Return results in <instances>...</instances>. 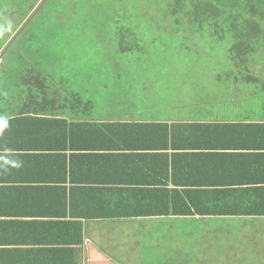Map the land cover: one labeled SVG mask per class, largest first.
Masks as SVG:
<instances>
[{
    "label": "crops",
    "instance_id": "obj_1",
    "mask_svg": "<svg viewBox=\"0 0 264 264\" xmlns=\"http://www.w3.org/2000/svg\"><path fill=\"white\" fill-rule=\"evenodd\" d=\"M1 60L0 57V67ZM18 60L13 59V63H24ZM104 60L107 62L95 63L89 59L77 64V59H53L47 63L45 71L37 73L36 79H23L24 72L12 73L10 70L4 77V71L0 69V86L3 84L6 90L0 88V264H140L135 258L134 240L133 252L122 255L116 249L114 232L118 228L135 234L136 227L143 226L131 228L130 221L170 220L177 223L187 220L163 215L72 217L69 210L72 183L87 188L97 185L117 188L127 186L133 178L138 183L144 182L143 188L157 195L163 189L177 190L187 192L194 200L218 198V202L212 201L217 208H230L233 204L238 210L248 205V193L264 185V130L257 126L264 122V111L237 107L227 112L220 105L227 106L231 101L217 100L215 95L208 96L199 91L175 94V99L166 103L177 105L168 109L149 101L141 105V100L131 96L129 89L119 94L115 88L105 91L90 88L93 85L90 74L99 75L97 84L100 85L104 72L112 69L115 73L111 72L110 78L105 80L114 79L115 84L119 83V72L123 71L120 64L112 59ZM28 63L42 65L41 61ZM85 64L105 67L95 73H89L86 68L59 67ZM11 83L16 84L15 88L12 85V90L8 89ZM71 85L74 93L91 101L89 109L80 103L72 104L66 92ZM107 86V83L101 85L102 88ZM88 88L95 100L87 93ZM236 92L240 96L239 90ZM84 119L176 127L172 134L166 131V138L164 129L148 128V138L134 140L133 144L150 147L138 149L145 154L143 162L131 159L130 163L136 168H133L134 173L132 169L126 173V167L119 166L111 155L96 157L97 151H94V157L92 153L86 155L89 161L79 158L88 154L87 145L95 143L84 142L85 137L78 132L80 128L71 126L72 122ZM84 149L85 154L81 151ZM75 154L79 155L74 157ZM122 179L126 182L122 183ZM79 191L73 195L76 213H80L78 199L83 189ZM221 192L238 197L224 200L226 195ZM148 198L154 200L155 207L164 209L163 199ZM192 219L213 218L196 215ZM260 219L264 220V217ZM130 242L125 239L124 248ZM180 249L181 244L176 245L175 256L181 253ZM174 260V264H181L179 257Z\"/></svg>",
    "mask_w": 264,
    "mask_h": 264
},
{
    "label": "rangeland",
    "instance_id": "obj_2",
    "mask_svg": "<svg viewBox=\"0 0 264 264\" xmlns=\"http://www.w3.org/2000/svg\"><path fill=\"white\" fill-rule=\"evenodd\" d=\"M131 1L46 0L32 21L26 27L18 29L10 40L12 44L4 55L7 58L4 63L11 64L18 56L28 59H77V64L88 62L89 59L95 63L112 59L116 63L123 62L125 68L120 71L124 76L121 77L123 81L115 84L114 79L108 82L105 80L110 78L113 69L111 72H104L100 85L97 84L99 75L90 74L92 89L105 91L104 89L115 88L119 94L129 89L131 96L141 100L138 101L141 105L149 101L152 104H160L159 106L165 109L177 105L166 103L173 101L175 94L201 91L207 92L208 96L215 95L217 100L231 101L227 106L220 103L227 112L236 110L237 107L246 111H264V92L247 99L243 98L245 94L238 96L236 90L230 88L222 66L215 61L220 58L225 60V56L221 54L223 50L212 53L210 49L203 50V47H206L203 42L172 40L171 37L175 34L165 27H152L148 23L149 16L154 14V11L149 12L146 9L145 14L142 10L133 11ZM139 2L143 3L142 0ZM122 5L128 7L125 12L120 10ZM166 24L170 25V22L166 21ZM69 26L87 27L88 32L74 33V37L78 38L69 42V45L60 39L66 34L61 33L59 29ZM124 30L127 32L122 33ZM120 37H124V41ZM121 40L123 42L120 45ZM125 44L131 46L129 51H121L120 47ZM1 55L0 52V57ZM59 67H73L79 70L86 68L89 73H95L97 69L105 66L85 64ZM0 69L4 71V77L6 74L8 76L9 70L14 72L9 64H2ZM106 83L108 86L102 88L101 85ZM9 85L12 90V85L15 88L16 84ZM2 87L3 84L0 88ZM88 89L87 93L95 100L91 89ZM206 99L209 100L210 97ZM130 225L131 228L133 225L143 227H136L135 234H128L124 228H118L114 232V244L116 249L125 255L127 252H133L134 240L135 258L140 264H174L175 257H179L181 264H264L262 219L231 224L230 221L221 219H187L177 223H171L170 220H146L139 223L130 221ZM127 231L130 233L129 229ZM123 237L130 239L132 244L130 242L124 248ZM178 244H181L182 249L181 253L175 256V247ZM119 257L121 259V255Z\"/></svg>",
    "mask_w": 264,
    "mask_h": 264
},
{
    "label": "trees",
    "instance_id": "obj_3",
    "mask_svg": "<svg viewBox=\"0 0 264 264\" xmlns=\"http://www.w3.org/2000/svg\"><path fill=\"white\" fill-rule=\"evenodd\" d=\"M45 1L0 0L1 62L9 64L10 69L16 73L24 72L25 75L21 76L23 79H36L37 73L39 75L40 72L45 71L48 68L47 63L52 62L53 59L51 57L28 59L18 56L14 59L22 60L26 64L15 65L12 62L11 65L8 62L4 63L7 61L4 55L11 47L12 43H10V40L15 36L18 29L22 26L26 27L32 21ZM142 2L140 4L139 0H132L130 5L133 11L134 9L142 10L144 14L146 9L149 12L154 11V14L149 16L148 23L152 27H165L166 30L175 34L171 37L172 40L181 39V41L203 42L206 45L203 50L210 49L212 53H218L223 50L221 54L225 56V60H220V58L215 61H218L219 65L222 66L230 88L239 90L240 94H245L247 99L258 96L259 92H264V0H142ZM122 6L120 10L125 12L128 7ZM166 21H169L170 25L166 24ZM95 23L96 21H94ZM59 29L61 33L66 34L60 39L69 45H71L69 42H73L74 39L78 38L74 37V33L86 34L88 32V28L82 26H69V28ZM123 32L126 33L127 30ZM122 40L124 41V37ZM122 40L120 45L123 42ZM9 43L10 45L7 47ZM120 48L121 51L126 52L130 50L131 46L125 44ZM202 55L207 56L204 52ZM28 61L32 63L41 61L42 65L30 64ZM117 64H120L121 69L125 68L123 62H118ZM121 77L124 78L122 73L119 72V81H123ZM90 85L89 83V87ZM58 88L66 87L59 86ZM72 88V85L71 88H66L68 90L71 89V91L67 90L66 92L72 104L80 103L82 107L89 109L92 105L91 101L84 100L79 94L74 93ZM1 89L5 90L3 87ZM203 96L206 97L207 95L204 94ZM82 111H84L83 108ZM71 126L80 128L78 132L85 137L84 142H95L87 145L89 147V149H86L88 154H85V149L81 150L84 151L85 157L79 158H86L89 161L86 155L92 153L91 156L94 157V151H97L95 152L96 157L111 155L115 157L119 166L123 165L126 167V173H129L131 169V172L134 173L133 168H136L133 165L134 163H130L131 159L137 158L139 163L143 162L142 156L145 154H142L143 152L138 149L140 147H150L133 144L134 140H139L142 137L148 138V128H154V130L164 129V137L166 138V131L172 134L176 127L166 124L141 125L139 123L130 124L119 121L109 123L95 122L88 119L74 121ZM257 126L264 130V122L257 124ZM136 128L139 129L137 130ZM155 136H158V134L156 133ZM130 138H133V141H130ZM125 141L128 143H125ZM154 148L156 147L154 146ZM77 155L79 154H75L74 157H77ZM71 159H73V155ZM71 170L74 171L73 165ZM121 182L125 183L126 181L122 179ZM142 183H138V180H133V178L129 180L127 186L119 185L116 186L117 188L112 186L104 188L101 185L88 186L87 188L83 185L72 183L69 194L71 198L70 215L87 219L108 217L137 218L160 215L192 219L198 215L201 217L211 216L215 220H228L230 224L231 222H252L264 217V185L256 188L255 192L248 193V205L243 210H238L233 204L230 205V208L227 206L225 208H217V205L212 201L218 202V198L194 200L189 197L187 192L177 190L163 189L160 191L161 194L157 195L158 193L155 194V192L143 188ZM81 189H83V193L81 196L79 195L78 199L81 209L80 213H76L74 211L75 206H73V195L78 190H80V193ZM221 193L226 195L224 200L233 196L238 197V195L233 193ZM148 197H160L163 199L164 201L161 200V202L165 204L164 209H160L157 205L155 207L154 200H150ZM224 217L229 219H224ZM237 218H244V220L238 221L240 219ZM78 234L80 237L81 233L79 232Z\"/></svg>",
    "mask_w": 264,
    "mask_h": 264
}]
</instances>
